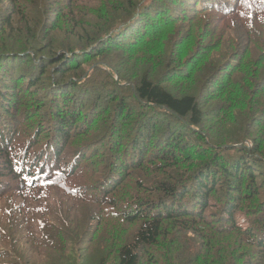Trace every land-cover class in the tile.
Masks as SVG:
<instances>
[{"label":"trees","instance_id":"1","mask_svg":"<svg viewBox=\"0 0 264 264\" xmlns=\"http://www.w3.org/2000/svg\"><path fill=\"white\" fill-rule=\"evenodd\" d=\"M0 208V264H264V0H0Z\"/></svg>","mask_w":264,"mask_h":264},{"label":"rangeland","instance_id":"2","mask_svg":"<svg viewBox=\"0 0 264 264\" xmlns=\"http://www.w3.org/2000/svg\"><path fill=\"white\" fill-rule=\"evenodd\" d=\"M1 209V208H0ZM55 260V258H53ZM38 264H41V261L39 260Z\"/></svg>","mask_w":264,"mask_h":264}]
</instances>
